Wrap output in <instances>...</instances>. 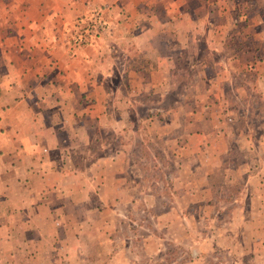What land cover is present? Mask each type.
I'll use <instances>...</instances> for the list:
<instances>
[{"label": "crops", "instance_id": "1", "mask_svg": "<svg viewBox=\"0 0 264 264\" xmlns=\"http://www.w3.org/2000/svg\"><path fill=\"white\" fill-rule=\"evenodd\" d=\"M238 5L241 18L232 17ZM263 6L0 0V264H86L91 217L103 250L126 223L135 229L137 210L178 246L197 219L257 221L258 233L264 127L253 134L251 114L228 108L221 81L246 68L227 64L229 42L254 33L264 42ZM93 7L108 29L73 48Z\"/></svg>", "mask_w": 264, "mask_h": 264}, {"label": "rangeland", "instance_id": "2", "mask_svg": "<svg viewBox=\"0 0 264 264\" xmlns=\"http://www.w3.org/2000/svg\"><path fill=\"white\" fill-rule=\"evenodd\" d=\"M238 7L236 6L232 12V17L241 18V5ZM244 7L253 9L252 5H244ZM259 12L262 14L260 17L264 18V8L260 9ZM257 13L250 11L251 18H256ZM240 28L237 29L236 33L242 34ZM241 40V35H238L233 42L227 44L228 54H231L228 57L230 60L227 59V64L231 65L234 70L241 71V63H244L246 68H243V71L245 72L224 75L221 88L224 89V95L229 101L228 108L237 109L240 113L251 114L253 119L250 121V126L253 134L259 135L264 127V100L259 99L256 88L259 87L258 84L261 81H264V42L260 41L255 33L250 35L249 41ZM247 49L251 53L261 49L263 54L260 52L252 58H247L249 54ZM235 55L238 58L233 60L232 57ZM261 57L262 66L261 63L257 62ZM242 59L246 60L241 62ZM220 61L219 58L218 62ZM233 87H242V89L235 92L234 89L232 90ZM251 88L254 91L250 90ZM146 163L145 165H148L149 162ZM133 213L134 223L132 224L135 229L130 226L131 224L126 223L122 226L123 230L117 234L121 240L116 238L117 242H114L115 235H112L110 241L106 240L103 250H98L105 243H101L95 230L99 221L96 217H91L90 233L83 235V242L88 243L90 247L88 251L85 250L86 255H89L86 264H99V261L106 264H264V227L260 228L258 233H253L255 231L254 226L259 227L255 224L257 221H251L252 225L250 223L249 226H246L242 224L241 220H236L235 225L234 223L230 225L232 219L226 217L216 219V222L207 218L197 219L198 223H195L194 226L191 224L193 227H190L191 234L194 236L188 239H182L181 236L180 243L182 244L178 246V244L167 239L168 234L164 232V227H157L153 218L146 216L140 210ZM106 222L111 224L109 220ZM210 225L212 230L218 229L220 231V233L214 232L213 241L206 238L207 235L204 232Z\"/></svg>", "mask_w": 264, "mask_h": 264}, {"label": "built area", "instance_id": "3", "mask_svg": "<svg viewBox=\"0 0 264 264\" xmlns=\"http://www.w3.org/2000/svg\"><path fill=\"white\" fill-rule=\"evenodd\" d=\"M108 29L103 12L97 7L78 19L75 30L72 33L71 45L73 48L93 43L101 34Z\"/></svg>", "mask_w": 264, "mask_h": 264}]
</instances>
